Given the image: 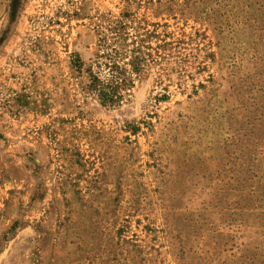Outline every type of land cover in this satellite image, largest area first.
Listing matches in <instances>:
<instances>
[{
    "label": "rangeland",
    "instance_id": "rangeland-1",
    "mask_svg": "<svg viewBox=\"0 0 264 264\" xmlns=\"http://www.w3.org/2000/svg\"><path fill=\"white\" fill-rule=\"evenodd\" d=\"M0 264H264V0H0Z\"/></svg>",
    "mask_w": 264,
    "mask_h": 264
},
{
    "label": "trees",
    "instance_id": "trees-1",
    "mask_svg": "<svg viewBox=\"0 0 264 264\" xmlns=\"http://www.w3.org/2000/svg\"><path fill=\"white\" fill-rule=\"evenodd\" d=\"M125 27L122 21H118L115 23V26L111 28V31L118 33L120 38V33ZM114 54H117V52ZM101 55L105 56V62L102 63L107 69L106 76L100 78V76L93 73L90 68L88 70L89 83L87 84V89L96 97L100 104L114 106L115 104H119L123 99L122 91L132 86L131 73L136 72L139 68L138 58L134 56L133 59L128 62L130 69L126 70L123 65L118 63L115 58L116 55L109 53Z\"/></svg>",
    "mask_w": 264,
    "mask_h": 264
}]
</instances>
